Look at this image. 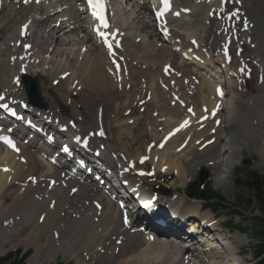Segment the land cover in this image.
Here are the masks:
<instances>
[{
  "label": "bare ground",
  "instance_id": "6f19581e",
  "mask_svg": "<svg viewBox=\"0 0 264 264\" xmlns=\"http://www.w3.org/2000/svg\"><path fill=\"white\" fill-rule=\"evenodd\" d=\"M6 1L0 2V33L8 36V39H5V41L0 36V87H4L7 90L6 92L1 90L0 96L5 94L9 96V98L3 100V103L10 102V107H13L26 100L25 93L22 91L20 84L8 83L11 72L10 65L17 67V72L20 73L17 76L28 75L32 79L38 78L41 75L45 79L43 73H46L44 72L46 69H39L43 65L41 63H44V56L49 53L50 58L46 57V59L51 64L60 65L62 64L63 57L66 55L65 64L63 63L62 65L65 69L62 68L61 72H57L58 75L54 77V81L52 80V85L55 86L60 83L59 88L61 89L63 83L74 77V79L72 78L73 82L71 80V84H66V89H68L67 94L69 95L63 97V92L60 93L58 91L60 95L53 86H48V88L55 90L59 103L66 107V98L68 97V100L73 102L78 93L83 95L84 93H88V96L94 99L85 100L84 104L87 107L85 111H89L90 108L92 109L93 101L100 100L96 110V125L100 127L95 130V133L104 126V122L108 119L109 114L114 113V110L119 112L121 109L123 111L121 114L118 113L119 115L125 114V116H131L128 120L129 122H123L126 124L124 129L132 128L134 132L135 126L130 125L137 124L138 120L143 116L135 118H132V116L137 113V109H140L143 104L141 102L146 98L144 96L145 91H143L146 85V88L150 92L148 93L149 96L144 104L145 109L142 113L144 111L149 112L151 107L154 106L151 114L155 111L157 114H152V116L156 117L158 115L164 121L163 125L166 126L162 133L164 135L154 132V136L156 137H153L152 140H149L144 145V155H142V152H138L135 156L128 153L127 150L131 148V143L126 142L129 147L124 148L125 145L123 143L125 142H122L120 127L117 129L115 137L121 144L119 147L117 145V148L111 145L112 138L110 135L105 137L103 141L97 139L93 141L92 139L90 145L93 142L98 143L97 148L105 145V150H102L101 154H104L109 166L122 162L120 168H124V166L132 163L134 164L133 170H136L143 168L145 164L153 162L155 163L153 166L154 173L165 169L166 172L173 173L176 178L179 177L180 185H184L188 179L197 177L203 171L211 173L220 171L221 163L228 167L229 164L237 162L239 155L245 150H248L252 154L253 162L257 165H264V0H241V5H239L240 0H234L235 5L231 11L228 10L224 14H221L223 15V20H220L219 23H227L229 22V18H231L230 22L235 19L243 21V26L240 28V26L233 24V27H229L226 32L225 28L229 24H225L223 27L221 24L215 28L214 20L211 18L215 16L216 19L218 15L216 12L218 9L224 8L225 0H215L213 2L207 0H202L201 2L198 0H174V11L180 12L181 9H185L186 13L181 12L178 17L165 15L164 17L166 18L162 22V27L158 26L155 20L152 23H143L139 20L138 16L131 17V15L125 17L126 13L122 14L121 9L114 10V21L112 19L111 21L113 22V27L118 29V37H121L123 43V50L119 51L114 58L118 61L121 57L125 56L123 63L119 60L118 64L115 65L121 68V72L118 75L114 71L110 73V66L106 59L107 55L100 49L102 47L97 43L94 44V47L100 51L99 55H96L92 47H89L83 56V64L80 66H78L79 58L71 56L67 52V44L71 41L63 38L65 34L62 33L67 27L74 35H77L80 30H82V33L84 31V33L88 34L86 27L79 25V20L76 16V11H73V6L71 4L66 5L71 0H39V2L37 0H29V3H24V0ZM115 3H118V0H115ZM256 5L258 9H256ZM79 7L81 9L77 8L78 12L86 17L80 4ZM33 10L37 15L29 18L28 14ZM64 10H67L69 13L58 14ZM233 12L237 13L235 17L232 16ZM16 15L17 20L23 18V22L20 25L28 24L27 35L25 36L26 39L30 40L29 45H31L28 52H22L20 47L12 45L9 41L11 37H16L14 35L15 28L13 29L11 25ZM131 18L132 21L126 24V20ZM210 19L212 22H210ZM36 27L38 30H36ZM40 28L45 29L46 33H42L46 35H43L39 40L37 34H39ZM135 28H138L140 32ZM243 30L247 31L249 43L252 49H255L253 54L256 53L255 59L257 62L250 65V68L254 73H257V69L259 70V74L257 75L258 82L255 84L257 92L254 94H250L252 93L250 90L247 92L241 91V69L248 62L250 63L252 56L242 53L246 51L243 48L244 45L240 37L234 42L235 45L234 43L231 44L232 37H237ZM61 33L63 35L58 37L57 34ZM88 35L89 37L81 39L83 42L81 45L92 43V35ZM91 38L92 40H90ZM137 39L139 40L138 44H136ZM191 39L194 40V44L190 43ZM14 40L16 42L19 39L16 37ZM130 44L131 48L129 47ZM197 44H200L199 47H196ZM126 46L131 50L125 51L124 47ZM132 47L135 49L140 48L141 50L134 53ZM64 48L66 51H64ZM10 52L19 55L17 57L12 55L15 58L13 61H10L8 58V53ZM130 52L133 54L131 55ZM153 52H156V57L152 56ZM225 52L235 59L231 58L227 60ZM78 55L80 56V54ZM131 56L134 57L131 58V61L136 60L139 65L136 72L129 69V57ZM235 60L236 63H234ZM35 65L40 66H36L35 68ZM144 65H146L144 69L148 71L149 77H145L144 73L140 70ZM29 66H34L33 70H37L38 72L34 73L35 71L29 69ZM166 66H170L168 70L170 74L168 75L162 73L163 68L165 69ZM51 67L52 65H47V70L52 71ZM159 67L161 72L159 71ZM223 67H227L226 73L229 76L230 74L233 75V80L225 82L226 79L223 80L221 78L220 72ZM128 72V76L133 78L132 82L126 78ZM134 73L135 77L133 76ZM181 76L182 78H180ZM137 77L144 78L143 83H136ZM47 79H50V77L48 76ZM185 80L186 85H183ZM179 81H181V85ZM159 83H165L166 87L171 88V90L161 88ZM226 83L229 84L231 89L234 88V90H228L225 87ZM219 87L223 89L221 97L216 93ZM172 88H177L179 91L188 90L187 97L183 98V95L180 97L176 96L178 91L176 92ZM41 94L46 101L48 95L42 89ZM11 95H13V98H11ZM226 96L231 100L226 101ZM71 97H74V99ZM180 98L181 101L186 103V107L180 104ZM46 102L47 105L49 104L46 113L58 118L61 123L60 127L70 124L72 121L79 126L78 132L81 133L80 136L78 135L79 143L89 136L94 125L84 126L80 124L82 123L80 122L81 119L84 120L80 113L82 111L78 112L80 116L76 114L78 118L74 120L72 118L73 115L64 116L60 113L57 102L50 95ZM139 104L140 106H138ZM81 107L80 105L79 108ZM163 109H167L168 111L165 110L162 113ZM188 109H192V112H189ZM214 109H216L215 115H213ZM185 110H187L186 115H184ZM90 115L91 117H87V119L91 120L93 124L91 112ZM120 118L115 119L117 126H119L118 123L121 120H126L128 117L121 120ZM150 118L152 121H155L152 117ZM148 119L146 117V120ZM167 120H169L168 123ZM184 120L189 121L187 127L176 131ZM222 123L224 124L223 131L226 132L228 142L225 143L226 147L219 151L218 148L216 149V146L222 141L220 135L217 136L218 134H215V140L212 141H209L211 138L207 139L206 137L209 131L216 128V133H218L217 125ZM153 131L156 130L152 129ZM118 132L119 135L117 136ZM123 133L130 134V130L128 132L123 131ZM167 133H171L172 136L166 141L164 147L160 149L158 146ZM130 135V139L133 138V133ZM144 135H146V132H144ZM160 135L162 138L157 142V146L151 150L152 141L160 138ZM123 136L125 137V135ZM138 138L139 135H135L132 139L133 144L138 141ZM48 147V144L47 146L44 145L43 151H46L45 149ZM165 147L166 151L164 153L169 151L172 154H165L167 157L162 159V165L159 166L161 161L159 156H157V151H162ZM19 148L20 152L15 153L0 144V205L5 201V197L6 199L7 197L12 198V201L9 204L7 203L8 205L6 204L4 207L0 206V226L8 225V228L0 230V241L2 242L0 254L6 252L5 244L9 241L10 235L14 233V239L18 235L20 237L13 248L25 246L26 248L32 247L34 249L31 264L36 262L44 247H47L46 250L50 251L51 258L55 257V252L52 251V246L48 243H51V240L60 246L62 244L61 238L63 241L68 240L70 244H73L70 248L66 242V248L71 253L70 256H77L78 259H82L81 251L85 247L87 251L90 250L89 253L91 254V256L86 257L91 258L93 263L99 261V264H112V262L118 261L117 259L127 256L128 260L123 257V261L116 264H203L202 261H198L197 259L199 254L197 255V253H194L190 249L188 250L187 258L185 255L172 254V245L168 239L160 240V238H156L157 235L155 234L151 235L150 233L133 231L132 229L136 226L134 223H131L126 228L127 224L124 223V218L127 215L118 207V201L113 200V195L116 194L112 186L117 181L108 178V175L104 172L101 171L99 173L108 182L114 183L111 186L100 188L99 181H95L92 175L87 174L84 177L76 174L71 176L64 166L56 167L50 164L36 150L33 151L31 146L20 142ZM59 148H62V144ZM194 150L199 151L197 157H192ZM78 152L81 157L86 153L81 150H78ZM141 157H148V159L141 164ZM259 159L261 162H259ZM4 169H8V171H4ZM80 170L78 168V171ZM133 170L126 171L123 169V172L128 173ZM131 176L130 174L126 178L128 183L139 182V180ZM30 177H34L35 181L30 179ZM228 177L230 179V176ZM228 177L219 179L216 177L215 183L220 185L226 182ZM74 188L77 191L73 192L72 189ZM121 193L125 197L122 191ZM137 196L141 201L143 200L141 205L152 197L149 193L139 191ZM183 197L185 200L175 205L164 204L161 200H156L150 207H141L136 220L146 224L147 228L155 230L162 235L174 233L176 235L179 234L178 237H181L182 234L179 232L193 233L195 237L199 235L198 237L201 241L202 235L199 231L203 230L198 228L193 231V227L190 228L189 221L191 216L199 219H196L192 226L202 228L207 225L211 229L218 227L216 230H220L221 227L218 221L214 220V218H209V214L200 212L202 204L199 201L190 200L185 194H183ZM150 210L152 211L150 212ZM212 220L215 222L213 223ZM154 221H158L159 223L156 224ZM78 228L82 232H87L85 235H88L85 239H81L75 235V233L80 235L79 232L75 231ZM24 231L27 232L26 236L21 235ZM50 233H52V236H50ZM66 233L70 235L66 236ZM218 237V235H215V239H219ZM226 239L230 243L226 245L227 251L233 255L235 252L234 248L231 249L230 247L234 244L243 243V236L239 232H236ZM200 240L196 242L198 245L200 244ZM216 244L215 242H205L201 246L203 250H206L204 255L208 256L207 264H225L219 259L220 254L218 252L220 253V251H214V248L217 247ZM218 248L220 249L221 247L218 246ZM175 249L177 248L175 247ZM194 249L196 250L197 248L194 247ZM67 250L62 251V249H59L61 251L59 253L66 255L69 253ZM214 256L218 259L216 260ZM101 259L104 260L103 263H101ZM46 260H38L36 263L43 264L41 261L44 262Z\"/></svg>",
  "mask_w": 264,
  "mask_h": 264
},
{
  "label": "rangeland",
  "instance_id": "374dc122",
  "mask_svg": "<svg viewBox=\"0 0 264 264\" xmlns=\"http://www.w3.org/2000/svg\"><path fill=\"white\" fill-rule=\"evenodd\" d=\"M1 1H3V0H1ZM6 2H8V0ZM70 2L73 3V0H71ZM70 2H68L66 5H68ZM111 4H112V6H113L114 9H116V10L117 9H119V10L121 9L122 10V12H121L122 14L123 13H126L125 17L131 16V15H132L131 17L138 16L139 17V20H141L143 23H149V22L152 23V18L150 16V14L148 12H146V11L144 12V10H140L139 11L138 4L134 0H118V3H115V0H112L111 1ZM234 5H235V2L233 0H229L227 2V8L228 9L226 8V10L227 11L228 10L231 11V9H232V7ZM254 5H255V2H254ZM74 7H75L74 11H76V16H77V18L79 20V25L87 28V21L82 17V14L78 12L77 7L76 6H74ZM256 9H258L257 5H256ZM64 13H69V12H67V10H64L63 13H59V14H64ZM17 15L15 16V19L12 21V24L11 25L13 26V29L15 28L14 35H16V37L18 39L19 38V26H20V23L23 22V20H22L23 18L17 20L16 19ZM36 15H37V13L33 10V11H30L29 12L28 17L29 18H32L33 16H36ZM54 19H56V18H54ZM131 21H132V18L131 19H127L126 20V24L127 23L129 24ZM210 22H212L211 19H210ZM233 22H235V21H233ZM236 22L239 23V24H237V26L239 25L240 28H241V25L243 24V22L242 21H238V20H236ZM13 23H14V25H13ZM215 23H216V21L214 20V24ZM133 24H135V23H133ZM189 24H191V23H189ZM217 25H220V23L218 21L215 24V28H217ZM141 27H142V25H141ZM135 29L137 31H139L138 28H135ZM36 30H38L37 27H36ZM46 30H47V27H46ZM42 32L46 33L45 29L43 30L42 28H40L39 31H38L39 34H37L39 40L42 38L43 35H46V34H44ZM62 33L65 34V35H63ZM62 33L61 34H57V35H58V37L63 35V38H65L66 40H70L71 41L70 43L67 44L68 47L66 48V50H67V52L69 54H71V56H75V57L77 56L79 58V60H78V66H80L81 64H83V62H82L83 60L82 59H84V57H83L84 56V53H85L84 51L88 50L89 47H92V49L94 50V53L96 55H99L100 51L98 49H96V47H94V42H92V43H86L85 45H81L83 43L81 41V39L84 38V37L87 38V34L84 33V31L82 33V30H80L77 35H74V33L70 32L69 31V28L67 27ZM0 36L4 39V41H5V39H8V36L5 35V34H3V33L2 34L0 33ZM240 36H241V39H242V44L243 43L245 44V45L244 44L243 45L245 47V51L246 52H243V53H245V55L252 56V58H251V64H254L255 61H256V59H255L256 53L253 54V52L255 51V49L254 50L252 49L251 44L248 41V34L245 31H242V33L240 34ZM16 37H14V38H16ZM14 38L11 37L9 39V41L12 42V43H14L15 42ZM32 38H31V40H32ZM131 39L133 40V38H131ZM29 41L30 40H26V43H23L22 45L23 46L26 45V44L29 45ZM138 43H139V41L137 39L136 40V44H138ZM140 45H141V43H140ZM86 46H87V48H86ZM128 46H126L124 48L125 51L129 49ZM129 47L131 48V44H130ZM23 48L25 49V47H23ZM66 50L64 48V51H66ZM130 50L131 49H129L128 51H130ZM132 50L135 53L136 51L138 52V50L140 51L141 49L140 48L139 49L138 48L135 49L134 47H132ZM153 53H152L153 55L152 54L151 55L154 56V57H156L157 56L156 52H153ZM78 54H80V56ZM130 54L132 55L133 53L130 52ZM12 55H15L14 52H13V54H12V52L8 53V58L10 59V61H13L14 58L17 57V55H19V54L16 53L15 57L12 56ZM22 55H23V53H22ZM26 55H28V54H26ZM44 57H45L44 63H41L43 65H41V64H40L41 66L40 65H38V66L35 65V68H36V66L37 67L40 66V68H39L40 70H45L46 69L44 71L46 73H43L45 79L41 75H39V77L37 78L38 83H39V86H40V91L42 89V91L46 95H48V98H46V101H48L49 95H50V97H52L54 99V97L50 94L51 91H53L54 92V95L57 97V93H55V90L49 89L48 86H53L54 88H56V92H58V91L60 93L63 92V94H64V95L62 94L63 97L64 96L66 97L67 95H69V94H67L68 93L67 92L68 89H66L67 88V85L68 84H71V80L73 82L74 77H71L70 76L71 77L70 78L71 80H69V78H68L69 81H67L66 83H63V86H62L63 88L61 87V89L59 88L60 83L58 85H55L54 86V85H52V82L54 81V77L56 75H58L57 72H61L62 68L65 69L64 67H62V65H63V63L65 64V61L64 60L66 59L67 56L65 55L63 57L62 64H60V65H58V64L55 65V63H52L51 64V62L46 59V57L47 58H50L49 57V53L47 55H45ZM51 57H53V56H51ZM129 58H130V68L129 69H131L134 72H136L137 68H139V65L137 64L136 60L131 61V58H134L133 56H131ZM46 61H48V62H46ZM142 64H145V63H142ZM47 65H52V67H51L52 68V71L47 70L48 69L47 68ZM146 65H144V67H142L140 70L144 73L143 75L145 77H149L148 76V74H149L148 71H146V69H144L146 67ZM10 66L11 67H9V68L11 69L10 70L11 72H10V76L8 78V83L9 84H10V82H12V80H14V77L15 76H17V75L20 74L19 72H17L18 71L17 67H15V66L12 67L13 65H10ZM29 69L33 70L34 69V66H29ZM33 71H35L34 73L38 72L37 70H33ZM159 71L161 72L160 67H159ZM52 72H53V74H52ZM258 72L259 71L257 70V73ZM139 73H140V71H139ZM246 73H247L246 71H243V74H242V79L243 80L241 82V88H242V90H245L246 92L250 90L252 92L250 94H254V93L257 92V88H256V85H255L258 82L257 73H255L251 79H248V76H247ZM45 74L46 75L48 74V76L50 77V79H47L48 76H46ZM74 74H75V72H74ZM128 74H129V72L126 74V78L129 81L132 82L133 78L130 77V76H128ZM11 76L13 77V79H12ZM133 76L135 77V73H134ZM180 78H182V76ZM137 79L138 80H136V83L137 82L138 83H143V81H144V78H142V77H140V78L137 77ZM185 82H186V80H185ZM1 83H3V82L1 81ZM12 83H14V82H12ZM179 84L180 85L182 84L181 81H179ZM184 84L186 85V83H183V85ZM22 85L24 86V84H22ZM146 86L143 89V91H145V97H146L145 100H147V97L149 96L148 93L150 92V90H148V88H146ZM159 86H161L160 83H159ZM23 89H22V91H24ZM163 89H164V87H163ZM172 89H175L176 92L178 91L177 93L180 92L179 95L180 96L183 95L182 96L183 98H186L187 97V92H189L188 90H180L179 91L177 88H172ZM0 90H2V91L4 90L5 92L7 91L6 88H4V87L3 88L0 87ZM170 90H171V88H170ZM22 91H20V92L22 93ZM91 97H92V95H91ZM71 98L74 99V97H71ZM134 98H136V97H134ZM66 99H64V100H66V105L68 107L67 108L68 109V113L70 115H73L72 118L74 120H76L78 118V115L80 116V114H78V112L82 111L80 113H81V117L84 120L81 119L80 122H82V123H80V122H78V123H80L81 125H84V126L94 125V126H92V129L93 130L96 129V128H98V126L96 125V120H97L96 119V112H97L96 110H97L98 104L100 103V100L99 101H93V103H92V109L90 108L89 111H87V110L85 111V109H87L86 105L84 104L85 100L92 99V98H90V96H88V93H86V94L84 93V95L78 93V95L75 97L76 100L74 99L73 102L70 101V100H68V97ZM92 100H94V99H92ZM227 100H231V99L228 97V98H226V101ZM44 101H45V99H44ZM135 101H136V99H135ZM80 105L82 106L81 108H79ZM138 106H140V105H138ZM141 107H140V109H137V113L132 116V118H135L137 116H139V117L143 116L142 118H140V120H138L137 124L130 125V126H133V127L135 126L134 132H133V129L132 128H129V129H126L125 128L124 129V126L126 124L123 123V122H129L128 120L131 118V116L130 117H129V115L128 116H125V114L124 115H119V114L122 113L123 109L119 110V112H116L114 110V113L115 114L114 113H111L113 115L109 114L108 115V119H106V121L104 122L106 135H108V136L110 135L111 138H112L111 139V142H110L111 145L115 146L116 148H117V145H118V147L121 145L117 141V139L115 138L116 137V131L120 127L121 128L120 130L122 131V138L121 139H123L122 142H125V143H123L125 145L124 148L126 149V148L129 147V145H127L126 142L127 143L128 142L131 143V148L128 149L127 151H128V153H130V154H132L134 156L138 152H142L143 153L142 155H144L145 154L144 145L147 144L149 142V140H152L153 137H156V136H154L155 135L154 132H156L157 134L158 133L159 134H162L164 132L165 128H166V126L163 125L164 124V121L161 120L160 117H158V115L156 117L155 116L154 117L152 116V114H157L156 111L155 112H152V114H151V110L152 109L154 110V106L151 107V109H150L149 112L144 111L143 113L140 112V111H143V109H145V107H144V105H142ZM48 108H49V106H48ZM129 109H131V108H129ZM167 109L168 110H171L170 108H167ZM167 109H163L162 113L165 110L168 111ZM58 110H60V107H58ZM87 112H88L89 115H90V112H91V114H92V120L94 122L93 124L91 123V120H88L87 119V117H91V115L89 116L87 114ZM186 112L187 111H184V115L187 114ZM76 114H78V115H76ZM83 114L86 115L85 116L86 119L84 118V115ZM115 115H117L116 118L121 117L120 120L123 119V118H127V117L128 118L126 120H123V121L121 120L120 122L117 121V122H119L118 123L119 126H117L116 125L117 123L115 122V119H116L115 118ZM146 117L149 118V119L146 120ZM150 117H152L153 119H155V121L154 120L152 121ZM168 121L169 120H167V123H168ZM113 122H115V123H113ZM120 124H122V126H120ZM223 125L224 124L222 123V124H220L218 126L219 127L218 128V130H219L218 133H216L217 132V128H216L215 129L216 132H214V130H211V131L208 132V135L206 137L208 139V138H215L216 137L215 134H218L217 136L220 135V138L222 139V141H220L219 144H217V146H216V149L218 148L219 151L221 149L223 150L224 147H226V144H225L226 143V132L223 131L224 130L223 129ZM151 128L153 130H156V131H153L152 132V129ZM129 130H130V134L133 133V138L135 137V135H139L138 141L135 142L134 144H133V140H132L133 138L130 139L131 135L129 133H126V134L123 133V131L128 132ZM144 132H146V135H144ZM118 135H119V132H118L117 136ZM123 135H125V137ZM142 135H144V136H142ZM158 140H159V138L156 139L155 141H153V143H156ZM153 143H152V147H150L151 150H153L155 148V145H153ZM171 150H173V148H171ZM164 151H166V147L162 151H157V156H159L160 161H161L160 164H159V166L162 165V159L164 157H167V155H165V154H170V155L172 154L169 151H167V152L164 153ZM174 153H176V152H174ZM176 154H180V153H176ZM170 155H168V156H170ZM198 155H199V151L194 150L193 151V154H192V157H197ZM259 162H261L260 159H259ZM154 165H155V163H153V162L151 164H147L146 166L144 165V168L147 170V176H145L143 178H140V181H139V183L137 185L140 184L141 185V188L145 192H147V193H150V194L154 193V194H156L166 204H169V205H172L173 204V205H175L177 203L183 202L185 200V198L183 197V194H185V188H186V186L190 182H192V181H200L201 180L204 183L211 182L212 187L215 190L217 189L221 193V195L226 200L227 204H230L231 206L234 205L237 208H240L242 210L241 213L243 214V216H232L231 215V212H230V207H228V210L225 209L224 211L220 212V214H218V215H215L214 213L210 212L207 209H206V211H204V213L209 214L214 219L218 220V223L219 224H221V229H220V231H216V233H217L216 235H218L220 237V240L223 239L222 241H225L226 240V238H224V236H227V235L232 236L235 232H237V231L240 232L239 230H242L243 229V231L241 233L242 236H243V243H240L238 245L237 244H234L236 247L233 250H236V251H239L240 253H242L245 256L246 260L248 261V264H256V260L254 259V246H253V244H258L261 241H264V239L261 238L260 236L254 235L253 234V231L255 230V227L256 226L259 227L260 230L264 229V220H263L264 218H263V214L260 211V207H259V204H258L257 197L251 191H249L248 189L242 187L241 185H237L236 184V182L234 180V172H235V169L236 168H241L242 167V168H245V169H253V170L259 172L260 174H264V165L263 166L257 165L255 162H253L252 154L248 150H245L242 154L239 155V160L237 162H234V163L229 164L228 167H226L225 165H222V163H221V165H220V171H218L216 173H211L209 171H203L197 177H195L193 179H191V178L188 179L184 183V185H180V183H179L180 182L179 177L176 178V176L173 173L166 172L165 169H162L161 171L159 170L158 172H156L155 176L154 175H151L153 173L152 170L154 168L153 167ZM226 171L229 172V173H226ZM226 174H228L227 176H230V179L228 177V179L226 180V182H223L220 185H218L217 183H215V178L216 177H217V179L222 178V177H226ZM162 188L163 189H166V190L169 189L171 191L170 196L167 195V194H166L167 197L164 196V190ZM11 201H12V198L11 197H7V199L5 197V201L3 202L4 205L1 203L0 206H3L4 207L7 203L9 204V202H11ZM200 203L202 204V202H200ZM202 206H203V204H202ZM200 212H203V211H200ZM229 225H230V228L228 230ZM5 228H8V225H3L2 227L0 226V230L1 229H5ZM24 229H27V228H24ZM75 231H77V232L80 233L81 236L78 233H75V235L77 237L79 236L81 239H85L87 237V235H88V234L85 235V233H87V232H82L79 228L76 229ZM138 231H141V232H144V233L145 232H148V233L150 232L151 234H154V232L152 230L150 231L148 229L146 231H142V230H138ZM155 234H156V232H155ZM21 235L22 236H26L27 235V232L24 231V232H22ZM65 235L66 236H69L70 234L69 233H66ZM50 236H52V233H50ZM19 237L20 236L18 235L16 237V239H14V233L12 235H10L9 241H7L6 244H5V250H6V252L5 253H1L0 254V257H5L9 252H14V254L16 252H18L20 254L28 253L29 256L23 261V264H29V263L31 264V261H33L32 259H33V254H34V249L32 247H27L26 248L25 246H19V247L13 248V246L15 245V243L17 242V239H19ZM157 237L160 238V240H167L166 239V236L163 237V235H161V234L157 235L156 238ZM12 240H14V241L11 242ZM211 241L214 242L215 239H212ZM50 242L51 243H48V244H51L52 251L55 252V255L56 256L54 255L55 257H52L51 258L50 251H47L46 250L47 247H44L43 252L39 255V257L36 260V262L38 260L47 259L44 262L41 261V263H43V264H84V263L85 264H99V261L93 263L91 258L86 257V256H91V254L89 253L90 250L87 251V249L85 247H83L82 248V251H81V255H82L81 258L82 259H78L77 256H70L71 253H70V250H67V248H66V242H67V244H68V246L70 248L72 247L73 244H70L68 242V240L63 241L62 238H61L62 244H60V246H58L54 241L52 242L50 240ZM1 244H2V242L0 241V246H1ZM58 248L59 249H62V251L63 250H67L69 253L66 254V255H64L63 253H59L61 251H59ZM123 257L125 259H127V256H123ZM123 257L117 259L118 261L112 262V264H116L117 262H119V263L122 262L123 261L122 260ZM36 262H34L33 264H38ZM103 262H104V260L101 259V263H103Z\"/></svg>",
  "mask_w": 264,
  "mask_h": 264
},
{
  "label": "trees",
  "instance_id": "16d2710c",
  "mask_svg": "<svg viewBox=\"0 0 264 264\" xmlns=\"http://www.w3.org/2000/svg\"><path fill=\"white\" fill-rule=\"evenodd\" d=\"M234 180L237 185H241L242 187L248 189L257 197L260 210L264 216V175H261L251 169L237 168L235 170ZM186 192L190 198L204 201L214 211H219L221 209L225 210L230 207L231 215H242V210L234 205L233 207L230 204H227L222 195L215 191L211 187L210 183L204 185H201L199 182L191 183ZM259 233L264 235V229L260 230ZM26 256V254H23L19 257L18 253L14 254L11 252L5 257H0V264H21ZM255 257L260 258L258 264H264V245L259 246L257 252L255 253Z\"/></svg>",
  "mask_w": 264,
  "mask_h": 264
},
{
  "label": "snow or ice",
  "instance_id": "6c2138e0",
  "mask_svg": "<svg viewBox=\"0 0 264 264\" xmlns=\"http://www.w3.org/2000/svg\"><path fill=\"white\" fill-rule=\"evenodd\" d=\"M37 2H39V0H37ZM225 2H227V0H225ZM24 3H29V0H24ZM161 3L163 5V10L159 13L160 16H163L164 12H168L171 9V0H161ZM87 7L91 9V14L93 16V18L99 22V27L96 28V32L97 34L104 40L105 44L108 45L109 50L111 51L113 45L112 43L109 41V32L106 31H102L101 29H108L109 28V24L108 21L106 19V0H87ZM175 15L179 16L180 12H176ZM237 15L236 12L232 13V16L235 17ZM246 24V22H245ZM27 29H28V24H24L22 26L21 29V35L25 36L27 35ZM111 35H115V33H112ZM25 48H30L31 45H24ZM117 47H119V44L117 43ZM114 54V53H113ZM225 55L227 56V52H225ZM23 59V58H21ZM118 67V66H117ZM170 66H166L165 71L169 70ZM23 71V68H22ZM241 71H244V69H241ZM17 84L20 83L19 79H17L16 81ZM218 94L223 95L222 91L218 88L217 89ZM4 100L3 96H0V101ZM0 107H3L5 109H8L9 106L7 104H0ZM218 108V106H217ZM207 111V109H205ZM189 112H192V109H188ZM215 111L216 109L213 110V115H215ZM13 115H15V112L12 113ZM219 123V122H217ZM189 124L188 120H184L183 123L179 126V128L176 129V131H179L181 128L187 127V125ZM104 133L101 132L100 135H103ZM171 135V133H170ZM51 139V138H50ZM79 139V138H77ZM0 140H2L5 144H7L9 147H11L13 150L15 151H19L18 148H16V145L14 144V142L12 141V139L9 136H0ZM85 146L86 143H85ZM163 145H161L162 147ZM62 151H64L65 153H69L70 149L67 146H64L62 148ZM148 159V157H141L140 159V163L143 164L144 161ZM129 167H134V164H130ZM127 171V169H125ZM4 171H8V169H4ZM140 175H145L144 172H140ZM30 179H32L33 181H35L34 177H30ZM54 183V182H53ZM73 192L77 191L75 188L72 189ZM151 201L147 202L144 204V207H150L151 206ZM97 207H99V205H97ZM123 207V205H122ZM41 219H43V217H41ZM124 223L127 224L128 223V218L127 216H125L124 218ZM151 238V237H150Z\"/></svg>",
  "mask_w": 264,
  "mask_h": 264
},
{
  "label": "water",
  "instance_id": "95a60500",
  "mask_svg": "<svg viewBox=\"0 0 264 264\" xmlns=\"http://www.w3.org/2000/svg\"><path fill=\"white\" fill-rule=\"evenodd\" d=\"M26 83V91L31 99H39L42 101L39 91L38 82L36 79L24 78ZM44 105V104H43Z\"/></svg>",
  "mask_w": 264,
  "mask_h": 264
}]
</instances>
